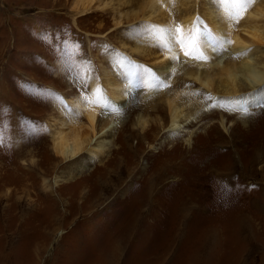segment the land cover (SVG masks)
<instances>
[{
	"label": "rangeland",
	"instance_id": "obj_1",
	"mask_svg": "<svg viewBox=\"0 0 264 264\" xmlns=\"http://www.w3.org/2000/svg\"><path fill=\"white\" fill-rule=\"evenodd\" d=\"M74 1L0 0V264H264V103L214 98L188 78L180 91L200 101L199 112L176 130L150 131L122 187L102 200L96 187L106 172L99 169L111 154L57 160L50 119L67 104L65 95L82 85L87 91L91 78H100L101 60H128L123 48L157 27L141 19L116 30L112 14L75 16ZM202 5L201 14L224 11L221 0ZM200 28L203 40L211 31L204 23ZM218 55L228 62L229 46ZM186 57L177 56L173 79L184 68L201 70L203 61ZM144 92L131 94L117 115L125 121L118 145L130 160L137 140L129 136L141 132L135 120L144 114ZM211 137L227 143L216 149ZM176 144L197 146L200 153L188 152L191 158L211 152L205 159H163ZM69 168L74 179L57 178ZM163 171L169 175L151 195L142 182L146 175L163 179ZM132 217L138 221L128 222Z\"/></svg>",
	"mask_w": 264,
	"mask_h": 264
},
{
	"label": "bare ground",
	"instance_id": "obj_2",
	"mask_svg": "<svg viewBox=\"0 0 264 264\" xmlns=\"http://www.w3.org/2000/svg\"><path fill=\"white\" fill-rule=\"evenodd\" d=\"M203 2L204 0H75L73 2L72 10L76 12L75 16L94 13L98 18L112 14L116 30L121 25L141 19L143 22L150 21L157 24L154 30L144 36L149 39L137 38L131 46L123 43V47L129 46V48L128 50L123 48L125 52L122 58L127 57L128 60L123 61L119 56H114L115 58L110 56V59L106 60L110 66L104 63L105 60L98 62L100 78H91L87 91L82 85L80 92L67 93L65 95L67 104L60 105L57 110L58 116L50 119L52 150L57 160L82 159L81 157L86 153L89 159H103L111 154L110 160L99 169L106 172L103 176L105 180L96 187L100 190L97 195L101 200L112 193V190L118 191L122 187L131 173L130 167L138 159L139 144L146 139L150 131L158 135L161 128L164 129L166 125L170 126V130H176L181 124L188 123L194 113L196 115L199 112L197 106L200 101L190 92L180 91L182 82L187 81L188 78L199 82L201 87L207 89L214 98L222 94L228 97L239 96L240 101L237 102L241 105L250 101L254 103L252 105L264 103V4L260 0H255L249 7L240 9L234 7L229 0L228 3L222 2L224 11L219 16L210 8L201 14ZM123 9L129 10L125 13L120 12ZM175 18L179 19L176 26L169 23ZM201 23H204L207 30H210L216 38L212 44H208L204 38L203 40L197 38V34L202 31ZM103 30L102 25H99L98 31ZM206 32L202 33L203 36ZM223 44L229 46V54H232L229 61H225L224 64L221 55H218V50ZM178 55L183 59L187 56L186 58L189 59L203 61L201 65L199 64L201 70L197 67L184 68L178 71L184 76L173 79L172 72L176 67ZM235 55L236 59L233 57ZM141 89L145 91L142 97L145 109L144 114L139 115L135 120V126L141 132L137 133L132 129L129 136L130 139L137 140V146L131 147L130 152L133 155L129 156L130 160L126 157L127 153H121L118 145V132L125 125V121L120 118L118 120L117 115L119 110L128 104L125 102L128 97L131 94L136 95L137 90ZM248 90L252 92L247 94ZM205 95L206 93H203V96ZM145 112L154 114L155 118L147 116ZM198 119L197 124L208 119V115ZM214 131L215 129L211 132ZM217 138L219 137H213L208 144L210 146L214 144L213 147L221 149L227 142H221V138ZM192 150L200 153L197 146L184 148L182 144H176L162 157L163 159H205L211 152L207 149L204 154L203 152L200 154L203 155L202 157L191 158L188 152ZM111 165L114 167L109 169ZM94 174L92 176H95ZM167 174V171H163L161 175L163 179L146 175L147 179L142 182L144 188L146 190L148 188L150 194L155 195L156 187L163 183L169 175ZM75 176L69 168L68 172H63V176L57 178L70 181ZM166 207L171 208L172 203L169 201ZM136 221L138 220L132 217L128 222L136 223ZM119 236L128 238L126 233Z\"/></svg>",
	"mask_w": 264,
	"mask_h": 264
},
{
	"label": "snow or ice",
	"instance_id": "obj_3",
	"mask_svg": "<svg viewBox=\"0 0 264 264\" xmlns=\"http://www.w3.org/2000/svg\"><path fill=\"white\" fill-rule=\"evenodd\" d=\"M222 2L228 3L229 0H222ZM230 2L233 4L234 7H238V8L243 9L244 7H246L247 3H254L255 0H230ZM215 39L216 38L212 35L211 32H206V34H204V40L208 44H212L215 41ZM180 42H181V44H183V40H181ZM185 54L187 55L188 53L186 52Z\"/></svg>",
	"mask_w": 264,
	"mask_h": 264
}]
</instances>
